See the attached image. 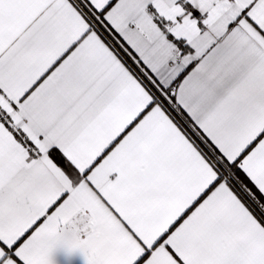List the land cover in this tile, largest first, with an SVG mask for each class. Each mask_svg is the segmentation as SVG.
<instances>
[{"label": "snow or ice", "instance_id": "obj_1", "mask_svg": "<svg viewBox=\"0 0 264 264\" xmlns=\"http://www.w3.org/2000/svg\"><path fill=\"white\" fill-rule=\"evenodd\" d=\"M264 264V0H0V264Z\"/></svg>", "mask_w": 264, "mask_h": 264}, {"label": "crops", "instance_id": "obj_2", "mask_svg": "<svg viewBox=\"0 0 264 264\" xmlns=\"http://www.w3.org/2000/svg\"><path fill=\"white\" fill-rule=\"evenodd\" d=\"M53 264H86L82 254L76 252L68 256L62 248H57L52 253Z\"/></svg>", "mask_w": 264, "mask_h": 264}]
</instances>
